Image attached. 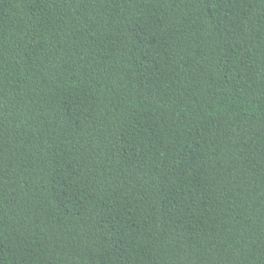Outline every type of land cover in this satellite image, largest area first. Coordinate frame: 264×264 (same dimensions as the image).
<instances>
[{
  "label": "trees",
  "instance_id": "trees-1",
  "mask_svg": "<svg viewBox=\"0 0 264 264\" xmlns=\"http://www.w3.org/2000/svg\"><path fill=\"white\" fill-rule=\"evenodd\" d=\"M0 264H264V0H0Z\"/></svg>",
  "mask_w": 264,
  "mask_h": 264
}]
</instances>
